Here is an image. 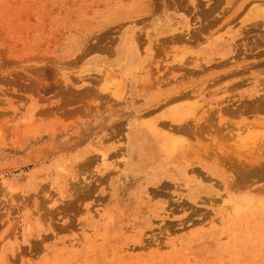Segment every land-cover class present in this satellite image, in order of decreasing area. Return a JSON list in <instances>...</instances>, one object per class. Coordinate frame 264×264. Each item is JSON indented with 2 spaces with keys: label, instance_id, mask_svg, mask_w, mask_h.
I'll return each mask as SVG.
<instances>
[{
  "label": "rangeland",
  "instance_id": "374dc122",
  "mask_svg": "<svg viewBox=\"0 0 264 264\" xmlns=\"http://www.w3.org/2000/svg\"><path fill=\"white\" fill-rule=\"evenodd\" d=\"M263 8L0 0V264H264Z\"/></svg>",
  "mask_w": 264,
  "mask_h": 264
},
{
  "label": "bare ground",
  "instance_id": "6f19581e",
  "mask_svg": "<svg viewBox=\"0 0 264 264\" xmlns=\"http://www.w3.org/2000/svg\"><path fill=\"white\" fill-rule=\"evenodd\" d=\"M264 9V8H263ZM255 10V9H254ZM253 11V10H252ZM258 11V10H257ZM263 14V13H261ZM255 15V14H254ZM260 15V14H259ZM257 16V15H256ZM264 16V15H262ZM260 18V17H259ZM256 21V20H255ZM256 25V24H255ZM247 27V26H246ZM256 29V28H255ZM217 43H219V45L223 46L224 48H227V45H225L226 43L224 41L221 42V40H217ZM237 44V43H236ZM130 48V47H129ZM125 53V52H124ZM123 55V54H122ZM121 55V57H122ZM133 57V56H132ZM129 58V57H128ZM130 60H132L131 58H129ZM128 60V59H127ZM127 63H130V61L128 60ZM224 63V62H222ZM171 95V94H170ZM181 104V102H180ZM175 106V105H174ZM169 108V107H168ZM189 112V111H188ZM178 112L177 111H173L171 115H173V118H175ZM187 115V114H186ZM165 116V115H164ZM172 119V117H171ZM175 121V120H174ZM185 122V121H184ZM165 130V129H164ZM158 134V138L154 139L152 141H146L145 144L143 146H146L148 151H144V156L145 157H154L155 159H159L165 157V156H169L171 158L172 154L176 151V149H178L181 146V142L180 139H177V137H173V136H167L165 134H161L159 131H156ZM181 138V137H180ZM143 146H141L143 148ZM180 151V150H179ZM134 152V151H133ZM178 153V152H177ZM135 154V153H134ZM163 162V161H160Z\"/></svg>",
  "mask_w": 264,
  "mask_h": 264
}]
</instances>
